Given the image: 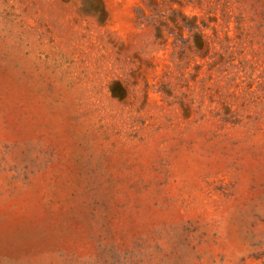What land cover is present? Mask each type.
<instances>
[{"label": "rangeland", "instance_id": "374dc122", "mask_svg": "<svg viewBox=\"0 0 264 264\" xmlns=\"http://www.w3.org/2000/svg\"><path fill=\"white\" fill-rule=\"evenodd\" d=\"M0 264H264V0H0Z\"/></svg>", "mask_w": 264, "mask_h": 264}]
</instances>
